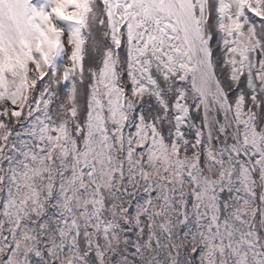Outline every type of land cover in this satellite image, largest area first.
<instances>
[{"label":"rangeland","instance_id":"1","mask_svg":"<svg viewBox=\"0 0 264 264\" xmlns=\"http://www.w3.org/2000/svg\"><path fill=\"white\" fill-rule=\"evenodd\" d=\"M238 1V7L240 10L231 14L229 11H223L222 0H212V4L209 0H193V3L196 10H198L197 16L202 22L203 40H211L209 44L211 45L212 42V50L214 47H217L214 46L215 43H217L215 40V34L218 35L219 46L216 57V60L218 59L216 64L217 70L219 72L221 82L222 80L227 81L226 85H224L223 82L222 84L226 86V95L228 101L232 103L231 106L233 118L236 120V123L240 127L241 131H243L244 141L247 142L249 137V145H252L253 147L252 154L255 158L253 167L250 168L249 165L242 164L243 167L238 168L236 165L238 160L233 157L231 153L230 155L228 154L227 147H225L223 142H221L220 146L215 148L212 147V145L207 147L204 151L205 155L202 152L190 159L183 157L181 151L176 148L175 144L170 145L169 143H163V140L157 138H152L151 144L146 145L147 141L144 136L155 135L156 131L151 126H147L145 124L146 120L142 116L138 119L136 128L127 143V145L130 144L131 149L129 153L131 158L133 157L132 162L136 164L135 168L139 172L138 174L141 177V183L146 184L148 188H152L157 191V187L162 186V184L165 183L171 184V187H168L167 190L169 188L172 189V184L175 179L180 180L178 181L180 185L183 184L182 179L184 178V174L182 173L186 172L187 175L193 174L192 176L194 177L191 180L185 182V185L183 186L188 193L196 194V197L192 202L195 221L191 218L188 220L185 219L184 221L185 225L188 226L196 224V234H200V237L203 240L207 239V243L204 244L205 248H200L198 242L196 241L193 243L194 248L190 249L193 255L194 253H197V258H195V260L198 264H264V252L261 245L262 237L259 231H257L255 228L253 231H249L247 234H242V231H246V229L242 230V227L248 226L250 224L253 226L256 223V218L260 219L262 227V207L264 208V149L261 147L262 139L258 136V129H254L257 128L254 125V118L252 119L248 117L250 114H248V107L244 97V88L249 86L247 83L255 84L257 80L260 79V75H258V73L261 72L260 70H263L262 67L264 68V0ZM58 6L59 4L55 5L53 9H58ZM83 8H85V5L81 9ZM97 8H99V5ZM210 8L212 10L211 13ZM73 9L74 7H72L69 12L71 13L72 10L74 13ZM50 12L51 11H44L43 13L50 16ZM5 14L6 12L4 11L0 12V15L5 16ZM101 15L102 13L98 14V17ZM111 15L113 14L111 13ZM88 16L89 15H86L82 19L84 26L86 25ZM225 16L228 17L227 21H225ZM6 19L7 18H4L3 25L0 24V47H9V44L7 43L9 42V39L7 38V35L10 34V26L4 25L6 23ZM112 20L113 26L109 35L111 38L116 36L117 39L121 41V33L114 23L118 20V17L116 16V18H112ZM157 20L161 19L157 18ZM162 20L168 21V18H164ZM244 21H246V24L248 23L249 36L251 35L252 41L249 46H246L240 50L237 58L236 56H233V54L237 50L236 42L241 35V26L244 24ZM100 23L101 25H105L104 27L107 28V21L105 17L100 18ZM166 28L167 29H164V33L168 35V39L164 40L163 48L159 47L158 42L153 44V47L151 48L150 44H145L147 41H151L149 40L151 39L150 34L155 33L154 28L147 35L144 41L145 45L142 44L138 45L139 47L136 46L138 47L137 49L139 51L138 55L143 56L141 53L144 47L147 46L149 47L147 48L148 51H150V49L154 51H150L152 56H158V59L162 61L166 72L168 71L172 76L177 77L180 75L178 70L184 69V73L191 76V71L194 70V65L190 62L185 46L182 45V43L178 40L175 25L171 21H168V27ZM14 31L17 33L16 29ZM101 32L102 31H100V33ZM108 33L106 35H108ZM131 35L133 39H135L136 33L131 31ZM87 37L88 36H86V33L85 36H82V45H84ZM91 40L94 42L93 39ZM2 41L5 42V45L2 43ZM70 41L73 43L72 48L74 51L71 53V55H66L64 62L66 65L68 64V67L71 66L72 62L73 66L70 71H67V73L60 67H58L57 71L59 76L58 81L60 80V83H65L68 91H70L72 87V79L70 77L71 71L74 70L77 62L80 61V57L79 59L76 57L77 48H75L78 46V40L76 37L72 36L70 37ZM115 41L117 42V40ZM136 43L137 41L134 40L133 46H135ZM10 44L14 46V42H10ZM147 56L140 60V64L138 61H136V59L132 58L130 54L128 58V69L134 83V85L131 87L136 86L137 90L136 88L133 89L136 91V93L141 95L143 94V91H146V89H149L152 86L156 87L158 85V82H156L150 75L149 61L151 56L149 58ZM159 57H161L163 60ZM103 60L105 61L103 65H101L102 68L99 72L100 75L96 76V81L93 80L94 86L92 88L91 94L92 105L94 108V115L92 119L95 121V123H93V127L94 129L95 127L96 129L97 127H101L102 132L101 139L97 138V141L93 140L91 145L87 143L89 148H94V150L99 148L101 145L100 143L107 144L104 143V141L108 139V137L104 134V131H106L104 130L105 126H109V129L112 131V133L116 134L117 132H121V126L119 122H124L128 116H131V111L130 114L128 113V110L131 109L129 99L127 97V84H123L122 82L124 80L122 78L123 72L118 69L119 63L112 57V55L107 56V58H103ZM25 69L26 65L23 66V70ZM33 69L36 71L35 65ZM253 71H256L257 73H253ZM29 73V71L25 73L26 80L23 79V76H20L18 77L19 79L17 80V83L15 81L13 85H10V77L7 75L1 76L0 74V111L7 112L10 110L14 114H18L19 111H21L23 98L25 96L22 95L24 92H26L25 86H27V83L30 82V79H32V74ZM41 73L42 72L37 74L34 73V75L39 77ZM164 75L166 78L167 75L165 73ZM222 76H224L223 79ZM192 78L193 77L191 76V82ZM178 79L181 81V78ZM227 79H229L230 82H228ZM34 81L33 85L35 84ZM164 85L166 86L167 83L164 82ZM174 88H176V86H173L172 84L167 87V89H169V93L173 92V94L177 95L176 102L179 104V108L177 110L178 115L176 116L179 127H184L186 125L185 117L187 113H189V110L187 107L184 108L183 106V92L180 87H178L176 91ZM257 88V85L252 84L249 89L254 91V89L257 90ZM249 89H246V91H249ZM166 92H161V94H166ZM103 101L106 103L103 104ZM215 104L219 123L224 127L228 126L224 123L225 114L223 109H221L217 103ZM104 105H106V107H104ZM189 115L193 121L192 114L189 113ZM111 119L114 122L113 125L110 123ZM43 123V121L39 122L37 129L33 131L32 127L28 128L26 133L27 138H25L26 141H24L25 148H19L20 151L17 150V153L13 156L7 155L9 150L5 149L7 148L5 144L0 145V264L17 263V258L20 256V251L25 255V252L29 251V246L27 245H35L36 241L34 238L36 237V234H33L32 236V233L29 232L25 226L22 227L23 223L20 225L22 220L19 219V215L21 214L20 212H22V210H24V212L28 210L35 213L38 210L42 211L47 218L46 221H43V224L46 227L45 229L42 227V230L44 231L45 235L48 236L51 233L50 231H47L50 229L49 226L55 224L57 221L64 224V220L62 219L63 216L66 218L67 216L71 217L72 215H69L74 202L72 199L78 189V186L77 188L75 186H71L72 180L66 184L65 179L64 183H62L61 179H59L58 183L61 182L59 186L62 188L60 194H58L59 198H56L58 199L57 204H59L58 207L55 208L54 213L49 209V207H55L54 204L56 202H54V199L52 200L53 197L51 198V196L53 195L52 193L56 187V180H54L52 184L48 179L44 180V177L40 181L33 177V179L37 181L35 184L32 180V174L35 173V175L39 177L42 175V171H47L49 170L50 166H52V162L49 161V152L51 149L45 156L39 157L36 155L38 153H43L47 148H51L50 144L48 147L43 146V140L50 143V141L58 139L60 136L66 138L65 135L67 130L65 128L62 130V134L58 135L57 131L44 127ZM20 124H22L21 121L18 122V125ZM201 125L202 129L205 131V133H207L204 126V119ZM142 133H144V135H142ZM93 135L94 134L92 133H88L85 135V137L89 138ZM199 135H201V132H199ZM32 137L37 140V149L35 150L34 148L32 153L29 151L25 152L28 147L26 145V143H28L27 139ZM1 140L4 142L6 141V139ZM124 143L125 141L123 144ZM234 148L237 149L235 142ZM236 154L238 155L237 151ZM95 158L98 166L102 168L108 167L109 170L114 171L115 168L112 167L113 164L104 163L105 160L101 153H99ZM113 158L109 157L110 160ZM207 158L215 159L214 164H217L216 161H218V166L222 170L227 169V173H222L220 169H218L220 173L215 172V174H212L207 178L200 176V174L197 176L194 175L192 169H194L193 166L195 165L194 160L197 159L198 165L200 167L202 166L207 175V171L202 164L204 163L206 166H209ZM70 162L73 166L70 168H74V177H77V180L79 178L81 181H83V177L85 175L83 172L84 170L75 168L78 167L80 161L74 163V161L71 159ZM157 162L160 164H157ZM13 163H16V165ZM189 168H191V170L186 171ZM10 170H17L18 172H14L8 176L7 173ZM235 170L236 172L234 173ZM119 171V175L124 174L121 169H119ZM78 172H80V175ZM110 181L111 179L108 180V182ZM120 182L122 181L118 178L117 184L121 186L122 183ZM91 186L93 187V184ZM229 186H231L230 188H234H227ZM80 187L81 188L79 191H81V193H83L87 188L85 182ZM224 190L234 192L235 197H237L238 200L242 202L240 208L238 209V214L234 217H230L231 215H228L230 207L225 203V199L222 201L221 193H223ZM184 195L187 200L189 199L187 196L188 194L186 195L185 192H183V196L180 199L181 202L184 201ZM169 201L171 202L170 197ZM163 203L164 206L161 221H159V227L165 222V216L170 217V215L172 216L173 212H175L172 209L173 207L170 205V203H166L165 200ZM215 204H217L220 209L215 210ZM222 210L223 216L219 217L218 213ZM38 215L39 214H37V216ZM88 215L91 216V214ZM179 215L182 216L180 213ZM52 218L53 220H51ZM13 220L16 221L18 228H16V226L13 227V224H15ZM237 221L239 222V225H237ZM75 226L76 224H73V227ZM104 228L106 232H109L112 229V225L106 223ZM205 231L206 235H202V233ZM10 234L17 236L9 237ZM61 234L62 232H58L54 235V237H56V235L60 236ZM66 236H68V234ZM78 240L79 239L77 238L76 241ZM81 245H83L82 240L76 247H73V249H77V247ZM180 245L181 244L178 245L177 243L172 245V247L176 249L175 254L173 252L166 254V260H168L170 263L172 260H169V258L177 259L176 256L180 255L178 249ZM13 247H15V249L11 250ZM62 247L64 246L58 248ZM51 251H53L52 248L48 249V252L51 255L56 254L55 252ZM7 255L10 256L9 260L7 259ZM104 256V251L97 254V258L100 260L101 264H104ZM74 257L85 259L82 254H78L77 251H75L71 253V257H67L69 260L67 259V261H63L62 259L61 264H73ZM24 264H28V262L24 261ZM172 264L177 263L174 261Z\"/></svg>","mask_w":264,"mask_h":264},{"label":"trees","instance_id":"2","mask_svg":"<svg viewBox=\"0 0 264 264\" xmlns=\"http://www.w3.org/2000/svg\"><path fill=\"white\" fill-rule=\"evenodd\" d=\"M209 1L211 2L212 0ZM105 29L97 25L95 27L90 26L87 36L91 37V34H94L96 42L94 41V43L90 44V38L87 39L83 49L82 64L81 66H76L71 71L73 84L70 91H68L63 82L60 83V80L58 81L59 77L55 75L51 78L39 79V77L33 74L32 80H35V84L33 85V82L30 83L31 87L28 91V99L22 112L14 114L10 110L7 112L0 111V145H6L7 148L5 149L9 150L8 156L16 154L17 150L20 151L19 148L21 147L25 148L24 141L27 138L26 133L28 128L32 127V131L37 129L39 122L43 121L44 127L57 131L58 135L62 134L61 132L64 128L67 130L66 138L60 136V138L58 137V139H54L50 143L43 140L44 143L42 145L48 147L50 144L51 148H47L43 153L36 155L39 157L45 156L51 149L49 161L52 162V166H50L49 170L42 171V175L39 177L35 173L32 174L34 184L37 181L33 177L38 179V181L44 177V180L48 179L51 184L56 180V187L51 196V198L53 197L52 200L54 199V202H56L54 204L55 207H49L53 213L55 208L58 207L59 203L57 204L58 199L56 198H59L58 194H60L62 188L59 186L61 183H58L59 179H61L62 183H64L65 179L66 184L72 180L71 186H75L76 188L78 186L72 199L74 201L73 207L69 213V215L72 214L71 217L67 216L68 218H65L63 216L64 224L58 221L53 225L49 224L51 225L49 226L50 229L47 230L51 232L49 236L45 235L42 230L46 227L43 221L47 220L42 211L38 210L35 213L28 210L24 212L22 210L20 212L19 219L22 220L20 225L23 223L22 227L25 226L32 233V236L36 234L34 238L36 242L35 245H27L29 246V251L25 252V255L20 251V256L17 258L18 261L15 264H24V261L28 262V264H61L62 259L63 261H67L71 257V253L75 251L78 254H82L85 259L74 257L73 264H101L97 258V254L102 251L105 252L103 258L104 264H172L174 261L177 264H198L195 260L197 253L193 255L190 249L194 248L193 243L196 241L200 248H205L204 244L207 243V239L203 240L200 234H196V224L188 226L185 225L184 221L190 218L195 221L192 202L196 194L188 193L183 186L185 182L194 177L192 176L193 174L187 175L186 172H181L184 174V178L182 179L183 184L180 185L178 183L180 180L175 179L172 189L169 188L167 190L168 187H171V184L165 183L162 186H158L157 191L148 188L146 184L141 183V177L135 168L136 164L132 162L133 157L131 158L129 153L131 149L130 144L127 145L129 138L136 128L138 119L142 116L146 120L145 124L151 126L156 131L155 135L144 136L147 141L146 145L151 144L152 138H157L163 140V143L175 144L176 148L181 151L182 156L186 157V159L197 156V154L202 152L204 154L205 149L210 146V143L201 125L203 121L201 99L190 84L192 74L190 73V76L184 73V69H182L178 70L180 75L177 77L172 76L168 71L166 72L162 61L152 56V53L148 51L147 57L151 56L149 62L152 64L150 75L158 82V87L152 86L143 91L142 95L136 93L133 89L136 86L131 87L134 83L128 69V43L124 41L116 42L115 40L118 39L111 38L110 33L106 35ZM100 31L103 32L100 33ZM215 40L217 43L214 46L217 47L213 46L214 49L212 50V42L210 45L213 67L218 81L226 93V86L224 85H226L227 81L222 80L224 85L222 84L216 66L218 61V59L216 60L217 49L219 46L217 34H215ZM109 55H112L117 60L119 63L118 69L123 72L122 78L124 80L122 82L123 84H127V97L131 109L128 110V113L130 114L131 111V116H128L124 122H119L121 132H117L116 134L112 133L109 126H105L104 130L106 131H104V134L108 139L104 143L107 144L100 143L99 148L94 150V148H89L87 143L91 145L93 140L97 141V138L101 139L102 132L101 127H97V129L93 127V123H95L92 119L94 108L91 100L92 88L94 86L93 80L96 81V76L100 75L101 65L105 61L103 58H107ZM262 69L258 73L260 79L255 84L247 83L249 86L244 88V97L248 107V114H250L248 117L254 118V125L257 127L254 129H258V134L259 132L262 133L263 136L261 137L264 143V68L262 67ZM164 73L167 75L166 78ZM253 73L257 72L253 71ZM178 78H181V81ZM227 80L230 82L229 79ZM164 82L167 83L166 86ZM170 84L176 86L174 88L175 91L180 87L183 92V106L184 108L187 107L189 113L192 114L193 121L189 113H187L185 117L186 125L184 127L181 126L182 129L179 127L176 116L178 115L177 110L179 108V104L176 102L177 95L173 94V92L169 93V89H167ZM252 84L258 86L257 90L254 89L252 91L249 89ZM246 89H249V91H246ZM161 92H166V94H161ZM105 103L103 101V104ZM20 121L22 124L18 125ZM110 123L114 124L112 119ZM67 127L70 128L68 129ZM199 132H201V135H199ZM88 133L94 135L89 138L85 137ZM1 139H6V141L4 142ZM27 141L26 145L28 147L25 152L29 151L32 153L34 148L35 150L37 149V140L32 137L28 138ZM124 141L125 143L123 144ZM99 153L103 155L104 163L113 164L114 171L109 170L108 167L102 168L97 165L95 157ZM109 157L114 158L110 160ZM71 159L74 163L80 161L78 167L75 168L84 170L83 181L79 178L77 180V177H74V168H70L73 167L70 162ZM239 159L243 161L241 156H239ZM197 160H194L195 165L193 166L194 169H192V172L196 176L200 174V176L207 178L215 174V172L220 173L218 169L222 173H227V169L222 170L218 166V161H216L217 164H214L215 159L207 158L209 166L202 163L207 171V176L202 166L198 165ZM13 164L16 165V163ZM157 164L160 163L157 162ZM236 165L238 168L243 167L239 161L236 162ZM119 169L124 172L123 175H119ZM190 170L191 168L186 171ZM14 172L17 173L18 171L10 170L7 174L10 176ZM78 174L80 175V172ZM118 178L122 181L120 182L122 183L121 186L117 184ZM109 179H111L110 182H108ZM84 182L87 188L81 193L79 191L80 186ZM92 184L93 187L91 186ZM183 192L186 195L188 194L189 199L187 200L184 195V201L181 202L180 199L183 196ZM221 195L222 201L225 199V203L230 207L228 215H231L230 217L236 216L242 202L235 197L234 192L224 190ZM169 197L171 198V202L169 201ZM164 200L166 203H170L175 212H173L172 216L169 214L170 217L165 216V222L159 227ZM215 206V210L220 209L217 204ZM37 214L39 215L37 216ZM88 214H91V216ZM218 216H223V210L218 213ZM13 222H15L13 227L16 226L18 228L16 221L13 220ZM106 223L112 225V229L109 232L104 230ZM73 224H76V226L73 227ZM237 225H239V222ZM255 228L261 234V245L264 252V232L260 219L256 218V223L253 226L250 224L242 227V230L246 229V231H242V234H247ZM58 232H62V234L54 237ZM67 234L68 236H66ZM202 235H206V231ZM13 236L16 237L17 235H9V237ZM77 238L79 239L78 241H76ZM81 240L83 241V245L78 246L77 249H73ZM175 243L181 244L178 247L180 255L176 256L177 259L169 258V260H172L170 263L166 260V254L176 253V249L172 247ZM61 246L64 247L58 248ZM51 248L53 249L51 252H55V255H51L48 252V249ZM14 249L15 247L11 250ZM9 258L10 256L7 257L8 260Z\"/></svg>","mask_w":264,"mask_h":264},{"label":"flooded vegetation","instance_id":"3","mask_svg":"<svg viewBox=\"0 0 264 264\" xmlns=\"http://www.w3.org/2000/svg\"><path fill=\"white\" fill-rule=\"evenodd\" d=\"M57 4H59L58 9H53ZM84 5L85 8L81 9ZM98 5L99 8H97ZM72 7H74V13L72 10L71 13L69 12ZM3 11L6 14L5 16L0 15V24L3 25L4 18H7L4 25L10 26V34L7 35L9 47H0L1 76L5 74L16 77L22 76L23 66L30 60L35 63L36 71H33L34 73L45 71L43 69L46 68L45 74L47 75L55 70L56 62H62L61 64L66 70L70 69L73 65L72 62L69 67L64 62L66 55H71L74 51L70 37L74 36L78 40V46L75 47L77 48L76 57L78 59L83 57V49L87 39L90 38L91 44L94 43L91 39L95 41L96 36L94 34H91V37L88 36L84 45H82V36H85V33L87 36L90 26L95 27L97 25L105 29V25L100 23L101 17H106L107 28L105 30L107 33L111 31L113 26L112 18L118 17V20L114 23L121 33V41L128 43L130 56L136 59L139 64L140 60L148 55L147 48L149 47H144L141 53L143 54L142 56L138 55V45L144 44L147 35L152 29L155 28V33H153L154 35L150 34L151 39L149 40L151 41L145 43L147 45L150 44V48L156 42L159 43V47L163 48L164 40L168 39V35L164 33V29L168 27L167 20H147L146 22L138 23L137 27L133 29L130 22L126 20V18L131 16L130 7H125L121 0H0V12ZM44 11H51L50 16L44 14ZM100 13L102 15L98 17ZM86 15L89 16L84 26L82 19ZM15 29L17 33H15ZM131 31L136 33L135 39H133ZM134 40L137 41L135 46H133ZM117 41L121 42L119 39ZM10 42H14V46ZM2 43L5 45L4 41ZM149 66L150 68L152 67L151 64ZM217 104L225 107L226 110H230L233 122L230 126L225 127L219 123L220 134L215 135V141L213 142L207 136L210 146L212 145L215 148L223 142L229 155L231 153L241 164L249 165L250 168L253 167L255 161L252 154L253 147L249 145V137L247 142L244 141L243 131H241L233 118L232 103L228 99H226V102L221 99L220 103L218 102ZM225 130H227V133H225ZM258 136L262 139L261 147L264 149L262 133H259ZM234 142L237 149L234 148ZM239 156L243 158V161L239 159Z\"/></svg>","mask_w":264,"mask_h":264},{"label":"water","instance_id":"4","mask_svg":"<svg viewBox=\"0 0 264 264\" xmlns=\"http://www.w3.org/2000/svg\"><path fill=\"white\" fill-rule=\"evenodd\" d=\"M154 9L159 13L151 18L168 17L177 26L179 40L185 46L190 62L194 65L191 86L202 101L204 126L210 140L215 141V135L220 134V125L216 116L215 101L225 100L223 89L215 75L211 52L208 42H203V28L201 20L197 19L192 0H150ZM149 9V10H150ZM192 30V31H191ZM26 99V97H25ZM225 111L224 123L228 126L233 122L230 110ZM227 133V130H225ZM262 230L264 232V208L262 207Z\"/></svg>","mask_w":264,"mask_h":264},{"label":"bare ground","instance_id":"5","mask_svg":"<svg viewBox=\"0 0 264 264\" xmlns=\"http://www.w3.org/2000/svg\"><path fill=\"white\" fill-rule=\"evenodd\" d=\"M121 2L125 7H130L131 16L126 18V20L127 22H130V25L133 29L137 27L138 23L146 22L147 20L156 17V14L159 13L154 9H150L152 5L150 0H121ZM238 5V0H222L223 11H229L230 14L240 10ZM227 18L228 17L225 16V21H227ZM243 23L244 24L241 26V35L236 42L237 50L233 54V56H236L237 58L240 50L246 46H249L252 41L251 35L249 36L248 23L246 24V21ZM12 82L14 83V80H12L11 83ZM225 121L228 122V119L226 118Z\"/></svg>","mask_w":264,"mask_h":264}]
</instances>
